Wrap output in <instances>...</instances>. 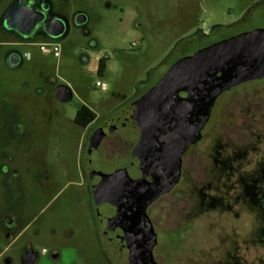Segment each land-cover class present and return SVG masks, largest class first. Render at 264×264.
I'll list each match as a JSON object with an SVG mask.
<instances>
[{
	"label": "rangeland",
	"instance_id": "rangeland-1",
	"mask_svg": "<svg viewBox=\"0 0 264 264\" xmlns=\"http://www.w3.org/2000/svg\"><path fill=\"white\" fill-rule=\"evenodd\" d=\"M72 3L73 11L88 16V35L72 27L65 41L38 39L14 45L18 41L0 25V219L9 210L22 217L26 228L23 241L38 248L39 264H55L51 253L57 249L61 264H114L101 239L88 182H92L93 173L111 174L130 164L140 132L137 127L120 125L117 116L146 97L181 60L227 37L264 29V0ZM91 42L98 46L87 51ZM42 44L59 45V56L44 54ZM13 49L24 57L18 68L7 62ZM98 53L106 56L103 76L95 70L93 57ZM83 56L89 61L84 62ZM49 77L72 90L71 101L56 98ZM98 82L106 84L107 90L97 88ZM230 97L231 91L219 97L211 123ZM233 99L229 109L234 115L220 126L237 123L240 114L248 115L254 103L259 126L264 127V81L241 87ZM83 106L97 114L98 123L106 120V143L91 153L85 147V129L75 123ZM115 122L120 124L112 130ZM115 139L121 141L112 144ZM4 165L19 171L17 187L9 185L2 172ZM173 201L171 195L158 204L167 206ZM156 219L163 223L158 251L164 264H185L186 249L192 253L191 249L203 246L204 237H208L203 224L212 221L203 217L187 223L167 212ZM36 229L41 231L38 236ZM6 242L0 229V264H5L7 257L1 254ZM194 259H199L198 253Z\"/></svg>",
	"mask_w": 264,
	"mask_h": 264
},
{
	"label": "flooded vegetation",
	"instance_id": "flooded-vegetation-1",
	"mask_svg": "<svg viewBox=\"0 0 264 264\" xmlns=\"http://www.w3.org/2000/svg\"><path fill=\"white\" fill-rule=\"evenodd\" d=\"M15 4H18V8L14 11L13 16L4 19L6 12ZM58 5L61 9H58ZM30 7H33L42 16V19L30 32L22 33L19 29L23 25L22 22L28 24L32 20V15L29 12ZM83 15L87 17L86 23L80 22ZM88 20L85 13L73 11L72 0H0L1 29L18 41L14 45L31 43L38 39L46 40L43 35H46L47 25L58 33L59 40L55 43L65 41L72 27L80 28L88 35ZM232 37L234 36L221 41ZM97 46V43L91 42L86 50L90 51ZM23 58L16 49H13L8 53L7 62L18 60V63L19 61L23 63ZM105 59L106 56L100 53L93 57L97 66L101 60ZM83 61H89V57L83 56ZM21 65L9 66L18 68ZM259 81H264V78L247 80L227 90L231 91V97L219 108V115L215 120L217 128L210 130V126H215V122L211 123V120L217 100L227 91L217 98L209 120L201 132V138L191 145L182 156L181 173L177 184L148 206L146 213L157 234V245L153 252L157 264H164V260L158 251L160 229L163 223L158 222L156 216L165 212L169 216H179L187 223L203 217L212 219L211 222L203 224L208 233V237H204L201 244L203 246L191 249L194 254L198 253L199 259L195 260L193 252L190 253L186 249L190 255L187 254L184 260L185 264H264V127L259 126L257 115L254 112V103H250L248 115L240 114L237 123L231 124L228 128L220 126L222 121L234 115L229 107L233 103L236 92L241 87L254 85ZM47 82L50 86L55 87V96L57 88L65 86L58 84V80L53 77H49ZM123 112L125 110L121 111L119 115ZM86 120L87 118L82 119L84 123ZM98 122L96 117L93 122L82 127L86 132L85 147L89 153L106 143V120ZM120 141V139H115L112 144ZM97 142H99L97 147L90 150L91 145H95ZM202 142L204 145L197 148L195 152H191ZM2 172L7 176L9 185L17 187L19 171L4 165ZM88 187L93 195V183L88 182ZM171 195L175 201L167 203V206L158 204L165 197ZM92 203L95 206L93 196ZM0 229L7 241V247L1 251V254H7L5 264L40 263L41 257L38 248L29 240L23 241L26 228L21 216L10 210L4 212L0 219ZM185 229L189 231V227H185ZM40 232L39 229H36L34 234L38 236ZM51 258L55 264H61L62 257L58 249L51 253ZM111 262L113 263L112 260Z\"/></svg>",
	"mask_w": 264,
	"mask_h": 264
},
{
	"label": "water",
	"instance_id": "water-1",
	"mask_svg": "<svg viewBox=\"0 0 264 264\" xmlns=\"http://www.w3.org/2000/svg\"><path fill=\"white\" fill-rule=\"evenodd\" d=\"M17 8L18 4L10 7L4 19ZM29 12L32 20L22 22V33L30 32L42 19L33 7ZM80 22L86 23L87 17L81 16ZM45 34L48 41L59 40L49 25ZM8 64L19 66L22 61ZM261 78L264 29H257L181 60L146 97L117 116L121 124L115 122L112 130L117 124L137 127L141 136L129 166L111 174H92L100 235L114 264H157L153 255L157 234L146 213L148 206L177 184L182 156L201 138L217 98L244 81ZM56 97L69 102L73 93L68 86H60Z\"/></svg>",
	"mask_w": 264,
	"mask_h": 264
},
{
	"label": "trees",
	"instance_id": "trees-1",
	"mask_svg": "<svg viewBox=\"0 0 264 264\" xmlns=\"http://www.w3.org/2000/svg\"><path fill=\"white\" fill-rule=\"evenodd\" d=\"M106 70L105 60H101L98 66L97 73L103 76ZM97 117V114L87 106H83L76 114L75 123L81 127H84L93 122ZM83 118H87L86 122L82 121Z\"/></svg>",
	"mask_w": 264,
	"mask_h": 264
},
{
	"label": "built area",
	"instance_id": "built-area-1",
	"mask_svg": "<svg viewBox=\"0 0 264 264\" xmlns=\"http://www.w3.org/2000/svg\"><path fill=\"white\" fill-rule=\"evenodd\" d=\"M41 51L44 53V54H55V55H58L59 54V45L57 44H52V45H49V44H42L41 45ZM96 87L97 88H100L102 90H107V86L106 84H102L100 82H98L96 84Z\"/></svg>",
	"mask_w": 264,
	"mask_h": 264
},
{
	"label": "crops",
	"instance_id": "crops-1",
	"mask_svg": "<svg viewBox=\"0 0 264 264\" xmlns=\"http://www.w3.org/2000/svg\"><path fill=\"white\" fill-rule=\"evenodd\" d=\"M95 70H96V71L98 70V66H97V64L95 65Z\"/></svg>",
	"mask_w": 264,
	"mask_h": 264
}]
</instances>
